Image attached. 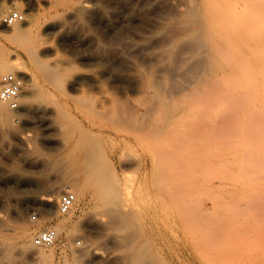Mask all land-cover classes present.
Wrapping results in <instances>:
<instances>
[{"label": "rangeland", "instance_id": "rangeland-1", "mask_svg": "<svg viewBox=\"0 0 264 264\" xmlns=\"http://www.w3.org/2000/svg\"><path fill=\"white\" fill-rule=\"evenodd\" d=\"M72 1L14 0L20 8L14 5L10 9L24 16L30 12L42 13L43 26L58 17L63 18L61 25L41 30L40 44L49 55L58 53L75 64L77 68L70 74H83L88 78L72 85V76L68 74L65 90L70 97L64 98L56 91L50 100L32 98L29 105L20 101V106L11 110L20 113V119L13 125L0 121V234H14L20 227L31 230L29 247L24 250L19 244L8 246L0 240V264H43L42 259L37 260L36 251L49 253L48 247L32 243L36 232L53 227L48 221H40L47 210L41 197L55 184H74L75 178L67 158L59 157L64 147L61 142L64 127L56 122L57 107L65 101L64 106L72 116L88 127L86 113L72 98L82 91L100 98L117 93L128 95L126 98L134 103L140 116L145 101L140 99L139 89L147 78L168 76L160 74L158 67L162 65L157 64L156 59L168 63L176 50L162 43L167 40L164 37L173 35L172 22L179 23L183 18L176 9L179 0H90L78 17L70 16ZM11 2L0 0V4ZM250 2L254 6H250L252 14L264 13V0ZM33 3L36 7L31 9ZM8 11H4L0 19V41L6 54L24 56L22 50L3 35L10 28L3 22ZM168 25L169 32L165 34L161 29ZM263 35L264 22L236 42L252 41ZM257 47L239 52L241 58H257L253 64L240 66L231 77L218 73L216 81L220 84L212 89V98L207 96L204 83L198 86V94H191L194 96L179 93L172 101L177 105V115L170 118L161 133L138 131L134 146L124 149L133 161H150L147 153L155 147L172 155V158L169 154L162 158L183 162L185 203L191 210L185 204L186 212L188 210L189 217L194 214L190 218L186 214V225L190 228L202 225V231L212 230L214 246L220 251L211 264H225L224 256L232 247L238 249L237 264H264V44ZM165 48L173 53L162 54ZM230 54V50L226 51L225 56ZM177 57H191V53H180ZM18 73L23 74L21 70ZM28 93L27 88L22 92L24 96ZM155 110L150 118L160 114L159 109ZM226 113L231 115L228 124L226 117V121L222 117ZM218 118H223V124L227 125H219L222 123H217L221 121ZM123 148L116 150L120 159L124 157ZM65 191L71 190H60L59 195ZM56 202L52 208L54 213ZM75 205L69 214L74 217L76 227L70 233L68 245L57 236L50 264H64L69 258H74L76 264H124L125 247L121 236L127 231L114 229V219L108 215L98 221L90 217L80 203ZM192 209L199 213L198 217L191 213ZM32 214L36 220L31 218ZM190 228L186 231L188 238L192 237ZM151 236L154 239V234ZM198 238L206 242L210 236L202 233ZM187 256L189 262L191 255Z\"/></svg>", "mask_w": 264, "mask_h": 264}, {"label": "bare ground", "instance_id": "bare-ground-1", "mask_svg": "<svg viewBox=\"0 0 264 264\" xmlns=\"http://www.w3.org/2000/svg\"><path fill=\"white\" fill-rule=\"evenodd\" d=\"M89 1L73 0L70 4V16L82 15ZM252 3L255 5V1ZM252 3L250 0L178 1V7H175L183 18L179 23L175 21L172 25L169 24L173 35L164 37L167 40L162 43L169 45L168 48H176L174 56L169 58L168 63L156 59L157 64L162 65L158 67L160 74L166 73L168 76L145 80L143 87L139 89L140 99L145 101L142 115H137L136 106L126 98L127 94L124 97L117 93L100 98L82 91L72 98L78 102L79 109L86 113L88 127L72 116L70 110L64 106L65 101L57 107L59 115L56 122L64 127L61 139L64 147L59 157L67 158L75 178L74 184H55L41 197L47 210L41 215L40 221L50 222L64 245H68L70 233L76 227V221L69 213L76 206L75 203H80V207L87 209L93 219L102 221V216L108 215L114 219V229L127 231L121 236L122 245L125 247L124 264H211L220 251L214 246L216 242L212 230L202 231V225H191V228L186 225L189 212H186L188 204L185 203L183 162H178L176 158H162L169 152L155 147L147 153L150 161H141L138 158L133 161L124 149H130L129 146L137 140L138 131L156 135L161 133L170 118L177 115V105L172 102L176 95L187 92L190 95L194 92L196 95L198 86L204 83L207 96L212 98V89L220 84V81H216L219 72L231 77L240 66L253 64L254 60H257L253 57L241 58L239 52L253 50L264 44V35L257 36L252 41L236 42L237 38L249 35L254 27L264 22V13L259 16L252 14ZM14 5V0L11 4H0V19L4 11H10ZM30 7L33 9L36 4L33 3ZM42 16L38 11L27 13L23 15L22 23H13L3 34L22 50L24 56L18 54L17 57H12L6 54L4 44L0 41V76L5 72L18 73L20 70L23 73H19L23 78L18 98L19 106L20 101L31 104L32 98L38 101L50 100L55 97L56 91L64 98L70 97L65 90V81L77 66L60 57L58 53L49 55L48 50L41 46L39 41L42 29L61 25L63 18L58 17L55 22L43 26ZM131 25L139 26L133 23ZM169 25L161 29L163 33L169 32ZM167 49L165 48L162 54H166ZM229 50L231 54L225 56ZM185 52L191 53V57H177ZM70 75L73 79L72 85L88 78L83 74ZM192 84H195L193 88ZM25 88L29 93L24 96L22 92ZM131 89L134 87L131 86ZM155 109H159L160 114L150 118ZM11 110L14 109L0 99L1 123L11 122L13 125L14 121L20 119V113ZM230 116L228 113L223 114L224 119L218 118L221 121L217 120V123L226 126L231 120ZM225 117L227 124L224 125ZM121 146L124 147L122 159L116 156V150ZM169 155L172 158V155ZM69 189L75 195L74 204L65 213H54L52 208L58 201L60 190ZM188 207L190 210L189 205ZM194 211L191 213H196L197 216L199 213ZM191 215L194 214H190V217ZM188 228L192 233L189 238L186 237ZM30 232L28 227H20L14 234L1 233L0 240L8 246L19 244L21 250H24L29 247ZM202 233L210 236V239L206 242L200 240L198 236ZM56 240L44 246L48 247L49 253L36 251L37 260L42 259L43 264L52 262ZM237 250L234 247L228 250V254L224 256L225 264H237ZM188 254L191 255L189 262ZM64 264H76V261L69 258Z\"/></svg>", "mask_w": 264, "mask_h": 264}, {"label": "built area", "instance_id": "built-area-1", "mask_svg": "<svg viewBox=\"0 0 264 264\" xmlns=\"http://www.w3.org/2000/svg\"><path fill=\"white\" fill-rule=\"evenodd\" d=\"M23 14L17 10H10L3 16L6 25H12L21 21ZM23 85V78L19 73L5 72L0 76V99L5 101L12 109L19 107V95ZM75 202V195L71 191H65L59 195L57 201V211L67 212ZM36 220L34 214L31 215ZM57 233L53 227H46L36 232L32 236V243L38 247L48 246L56 240Z\"/></svg>", "mask_w": 264, "mask_h": 264}]
</instances>
